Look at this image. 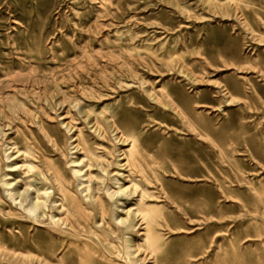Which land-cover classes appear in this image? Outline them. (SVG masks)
Listing matches in <instances>:
<instances>
[{
    "label": "rangeland",
    "instance_id": "374dc122",
    "mask_svg": "<svg viewBox=\"0 0 264 264\" xmlns=\"http://www.w3.org/2000/svg\"><path fill=\"white\" fill-rule=\"evenodd\" d=\"M163 85L190 122L161 103ZM112 113L167 168L157 264H264V0H0V264L109 254L95 241L58 253L50 218L21 215L1 178L19 176L7 165L24 163L32 132L78 192L71 136L111 158L92 125Z\"/></svg>",
    "mask_w": 264,
    "mask_h": 264
},
{
    "label": "bare ground",
    "instance_id": "6f19581e",
    "mask_svg": "<svg viewBox=\"0 0 264 264\" xmlns=\"http://www.w3.org/2000/svg\"><path fill=\"white\" fill-rule=\"evenodd\" d=\"M221 92L227 97L226 101H234L228 87L223 86ZM160 93L164 95L161 103L165 108L190 122L189 115L166 86H161ZM157 96V92L150 95L159 100ZM65 124L69 131L73 129L69 122ZM94 126V132L99 137H110L112 149L108 153L111 158L98 154L87 140L81 142L78 136H71L75 142L72 149H76L80 155L71 157L67 162L71 169V180L77 183L78 192H74L72 181L66 174L46 160L45 152L41 148L36 150V139L32 132L27 139L24 163L7 165L11 171L21 169V173L13 179L3 174L1 185L7 197L28 220L45 222L50 218L47 236L62 242L57 248L58 253L71 244L78 246L82 243L87 246L90 241H95L106 246L109 254L102 252L101 255H95L98 248L87 252L80 249L78 260L65 262L62 256L55 258L46 255L35 258L33 263L145 264L153 259V264H157L156 256L163 238L159 229L162 226L161 219H164L163 208L171 200L161 178L167 168L163 172L158 170V167H162L161 158L151 152L145 155L140 134L134 131L133 125L131 132L126 133L115 113L104 117L102 122L96 120ZM40 129L48 136L41 124ZM13 151L15 157L21 152L19 149L14 150V147ZM11 156L9 154L7 157ZM19 182L21 185L17 186ZM95 214H99L100 221L94 228L92 217ZM129 232L138 234V238L129 237ZM115 241L118 245L114 244Z\"/></svg>",
    "mask_w": 264,
    "mask_h": 264
}]
</instances>
